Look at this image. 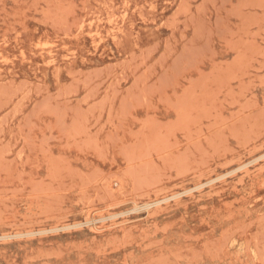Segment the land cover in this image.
I'll return each instance as SVG.
<instances>
[{
	"label": "rangeland",
	"instance_id": "obj_1",
	"mask_svg": "<svg viewBox=\"0 0 264 264\" xmlns=\"http://www.w3.org/2000/svg\"><path fill=\"white\" fill-rule=\"evenodd\" d=\"M0 264H264V0H0Z\"/></svg>",
	"mask_w": 264,
	"mask_h": 264
},
{
	"label": "bare ground",
	"instance_id": "obj_2",
	"mask_svg": "<svg viewBox=\"0 0 264 264\" xmlns=\"http://www.w3.org/2000/svg\"><path fill=\"white\" fill-rule=\"evenodd\" d=\"M146 156V155H145ZM232 162H234V161H232ZM252 162V161H251ZM248 164V163H247ZM231 165V164H230ZM239 169V168H238ZM263 169V168H262ZM239 171V170H238ZM247 174H249V173H247ZM225 178V177H224ZM217 179V178H216ZM143 184V183H142ZM202 185V184H201ZM136 186V185H135ZM141 186V184L139 185V187ZM114 187V186H113ZM138 187V186H137ZM136 187V188H137ZM143 187V186H142ZM205 187V186H204ZM148 194V193H147ZM178 195V194H177ZM175 196V195H174ZM173 197V196H172ZM162 202V201H161ZM163 202H164V200H163ZM141 207V206H140ZM37 209V208H36ZM144 209V208H143ZM147 210V209H146ZM40 232V231H39ZM27 233V232H26ZM31 233H33V232H31ZM24 234V233H23ZM26 236V235H25ZM9 238V237H8Z\"/></svg>",
	"mask_w": 264,
	"mask_h": 264
}]
</instances>
